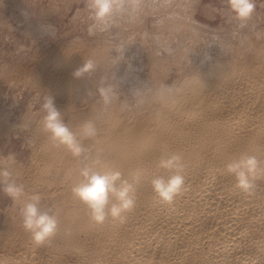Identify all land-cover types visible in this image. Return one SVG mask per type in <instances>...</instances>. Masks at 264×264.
I'll use <instances>...</instances> for the list:
<instances>
[{"label":"bare ground","instance_id":"obj_1","mask_svg":"<svg viewBox=\"0 0 264 264\" xmlns=\"http://www.w3.org/2000/svg\"><path fill=\"white\" fill-rule=\"evenodd\" d=\"M187 1L192 0H184L189 5ZM135 14L127 8L123 16L140 22L141 13ZM187 15L171 16L164 25L171 33L180 24L193 27L194 20ZM168 45L164 43L166 52ZM239 46L229 57L216 56L206 65L203 55L170 85L166 78L174 63L161 56H155L144 75L134 71L128 76L125 67L118 72L121 55L111 60L106 45L55 54L53 70L42 83L74 115L67 126L85 152L74 158L50 132L44 139L45 131L37 130L33 143L43 167L54 165L69 177L71 189L72 182L80 180L79 169L101 154L105 161L98 171L119 170L129 181L139 177L136 206L122 218L108 216L97 224L69 190L64 201L72 207L56 209L57 232L51 243L38 250L29 233L11 243L3 235L0 264H264V176L254 181L251 193H244L226 172V166L243 155L264 160V38H247ZM193 50L197 49L186 45L178 51L176 68L191 58ZM87 61L93 69L74 77ZM109 65L114 67L108 73L104 69ZM102 78L110 83L101 85ZM118 81L121 89L129 85L134 103L127 97L118 100L111 88ZM88 125L95 129L94 136L85 134ZM172 154L184 164L187 191L166 204L150 181L170 175L160 160ZM43 167L23 183L29 187L43 179ZM206 242L208 256L202 248Z\"/></svg>","mask_w":264,"mask_h":264},{"label":"rangeland","instance_id":"obj_2","mask_svg":"<svg viewBox=\"0 0 264 264\" xmlns=\"http://www.w3.org/2000/svg\"><path fill=\"white\" fill-rule=\"evenodd\" d=\"M181 1L124 0L120 3V13L114 11V16L112 13L104 22L94 18L90 10L91 0H0V168L10 171L12 179L26 188L25 195L16 202L0 191V242L6 234L10 243L27 237L22 227L20 208L34 194L42 195L38 205L41 212L52 215L64 205L72 207L69 205L71 202L64 201L69 195V177L64 178L65 175L57 171L54 165L44 168L33 143L37 130L45 131L42 106L46 98L51 97V90L42 83V79L53 70L55 54L106 45L111 60L121 55L122 68L118 72L125 67L129 71L128 76L134 71L144 75L148 66L153 65L155 56H161L164 61L174 63L166 78V84L170 85L189 73L190 63L199 64L203 55H207L202 61L206 65L216 56L229 57L232 49L242 44L244 39L264 38V0H255L256 11L243 29L239 27L241 22L233 18L227 0H192L187 1L189 5ZM127 8L134 9L135 16L140 12L141 21H126L123 14ZM181 14L191 15L194 29L180 24L171 33L164 21ZM175 18L181 21V18ZM156 37L160 39L157 41ZM168 42L166 52L164 43ZM122 45H125L124 50L120 47ZM186 45H193L197 50L189 52L191 58L184 59L176 68L177 53ZM113 67L109 65L104 71L109 73ZM99 80L101 85L110 83L107 78ZM118 84L119 81L111 87L118 100L127 97L134 103L129 85L121 89ZM98 96L102 97L100 93ZM81 102L76 101L84 108ZM54 103L61 114L60 119L67 124L74 115L67 112L64 104L55 99ZM48 135L49 132L45 131L43 138L47 139ZM40 167L45 171L43 179L32 186L25 185L23 181L30 175H36L32 171L36 172ZM203 214L206 216L204 212L201 217H204ZM30 241L36 249H44V244H36L31 236ZM202 248L208 256L210 244L206 242Z\"/></svg>","mask_w":264,"mask_h":264},{"label":"clouds","instance_id":"obj_3","mask_svg":"<svg viewBox=\"0 0 264 264\" xmlns=\"http://www.w3.org/2000/svg\"><path fill=\"white\" fill-rule=\"evenodd\" d=\"M233 18L240 21V28L247 27L246 22L252 19L256 11L255 0H227ZM121 5L117 0H91V12L96 20H105L114 11H119ZM51 28V26H49ZM91 34V32H90ZM93 69L91 61L74 71L73 76L82 77ZM105 94V90H100ZM45 113L43 117L44 130L50 132L52 138L66 147L74 158H79L85 152L84 147L75 139L67 124L60 119V112L55 106L54 99L46 98L42 106ZM87 136H94L95 129L86 126ZM105 157L97 154L92 158L91 164L79 169L80 180L72 184L71 194L86 206L89 217L97 224H102L108 216L122 218V214L131 212L136 206V191L140 184L139 177L132 181L126 179L119 170L100 172ZM160 167L167 170L170 175L167 178H153L151 188L159 199L172 204L174 200L182 196L187 188L185 186L184 164L178 155H165L160 160ZM226 172L236 180V187L244 193H251L254 189V181L264 176V160L254 155H243L238 160L226 166ZM0 191L10 197L13 202L20 200L25 195V186L12 179V173L6 168H0ZM42 199L40 193L34 194L30 201L20 208L22 227L29 233L33 241L42 245L50 244L57 232L56 214H48L39 210ZM111 206L109 207V202Z\"/></svg>","mask_w":264,"mask_h":264}]
</instances>
